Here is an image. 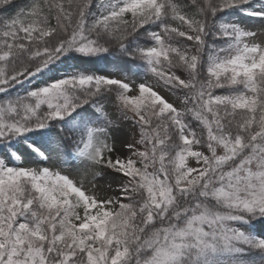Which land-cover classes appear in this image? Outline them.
I'll list each match as a JSON object with an SVG mask.
<instances>
[{
  "label": "snow or ice",
  "instance_id": "1",
  "mask_svg": "<svg viewBox=\"0 0 264 264\" xmlns=\"http://www.w3.org/2000/svg\"><path fill=\"white\" fill-rule=\"evenodd\" d=\"M0 264H264V0H0Z\"/></svg>",
  "mask_w": 264,
  "mask_h": 264
},
{
  "label": "rangeland",
  "instance_id": "2",
  "mask_svg": "<svg viewBox=\"0 0 264 264\" xmlns=\"http://www.w3.org/2000/svg\"><path fill=\"white\" fill-rule=\"evenodd\" d=\"M100 71H102V72H104V73H111V74L118 75V73H116V72L112 69V67L107 68V69H102V70H100ZM165 94L167 95V93H165ZM169 98H170V99H173V100L176 99L175 97H169ZM193 163H194V161H193ZM100 194H102V193H100Z\"/></svg>",
  "mask_w": 264,
  "mask_h": 264
},
{
  "label": "trees",
  "instance_id": "3",
  "mask_svg": "<svg viewBox=\"0 0 264 264\" xmlns=\"http://www.w3.org/2000/svg\"><path fill=\"white\" fill-rule=\"evenodd\" d=\"M95 67L98 68L99 70H102V69L110 68L111 66H105L103 64H100V65H96ZM258 231H260V230H258Z\"/></svg>",
  "mask_w": 264,
  "mask_h": 264
}]
</instances>
